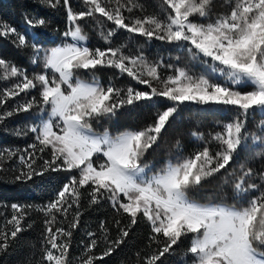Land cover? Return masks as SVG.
<instances>
[{
  "label": "snow or ice",
  "instance_id": "1",
  "mask_svg": "<svg viewBox=\"0 0 264 264\" xmlns=\"http://www.w3.org/2000/svg\"><path fill=\"white\" fill-rule=\"evenodd\" d=\"M38 2L50 8L61 4V0ZM81 2L85 10L75 12L70 0H62L68 27L64 41L50 49L30 44L33 38L27 32L21 34L0 23V37H15L17 48L30 46L32 63L42 62L44 70L29 76L0 59V82L5 83L0 88V124L20 113L41 114L39 123L27 129L34 134V143L20 154L8 149L0 152V172L7 170L3 161L18 157L21 168L14 176L16 181H31L49 171L70 174L54 197L37 209L45 219L42 255L35 264H95L118 248L129 228L141 219L149 225L150 235L146 255L136 254L138 264L141 259L142 264H158L182 237L190 238L185 255H191V264H264V189L248 182L253 176L251 168L241 165L233 180L237 194L259 191L246 205L202 204L188 195L204 180L226 171L250 136L259 145L257 154H264V137L246 131L250 116L259 112L264 117V0H226L229 11L215 19L211 15L214 0H160L158 13L142 17L124 14L137 8L143 11L136 0ZM97 15L104 18L101 23L113 26L100 32L109 45L105 49L88 46V36L79 23ZM25 20L32 28L45 25L40 18ZM121 30L146 42L174 44L206 71L194 74L186 67L126 55V45L112 46ZM161 68L172 71L163 76ZM100 69L114 70L113 78L126 75L150 91L121 88L112 80L102 83L97 75ZM33 90L35 95H31ZM161 97L171 102L163 109L154 102ZM142 102L155 110L153 122L145 128L116 135L107 129L94 130V121L111 119L122 108L139 107ZM185 104L227 109L233 118L207 140L193 132L203 141L202 147L187 156L178 154L175 162L168 160L153 171L143 158ZM259 127L264 132V118ZM176 147L179 149V141ZM85 194L92 205L108 201L121 218L112 221L117 229L115 239L102 221L100 236L89 232L83 252L71 260L69 249ZM11 209L10 218L0 225V253L24 231L29 214L19 204H12ZM100 243L104 251L98 256L94 250Z\"/></svg>",
  "mask_w": 264,
  "mask_h": 264
},
{
  "label": "trees",
  "instance_id": "2",
  "mask_svg": "<svg viewBox=\"0 0 264 264\" xmlns=\"http://www.w3.org/2000/svg\"><path fill=\"white\" fill-rule=\"evenodd\" d=\"M136 2L142 6L143 11L137 8L131 14L125 12L126 16L142 17L160 11V0H136ZM70 6L75 12L85 10L81 0H70ZM228 11L229 5L226 4V0H214L211 13L213 19ZM25 17L43 19L45 25L32 28L26 23ZM102 21L104 18L97 15L96 18L86 17L79 22L84 33L88 36L87 44L92 48L105 49L109 46L101 39L100 32L113 26L109 22L101 23ZM0 23H6L16 28L21 34L27 32V37L33 38L29 43H37L41 49H50L64 41L63 33L68 27L67 13L62 0L56 8L43 5L38 0H0ZM37 34H39L38 38ZM14 39L15 37H0V59L26 71L29 76L43 72L42 62L39 65L32 63L34 55L32 48L30 46L17 48L13 43ZM121 44L126 45L123 49L126 55H143L152 63L162 62L164 65L186 67L194 74L206 71L205 66L191 60L186 51L174 44L156 40L146 42L143 37L129 35L123 30L113 38L112 46ZM171 71L168 68L160 69L163 76L169 75ZM113 72L112 69H100L97 75L105 84L112 80L121 88L130 86L137 90L150 91L146 85L137 84L126 75H117L113 78ZM4 86L5 83L0 82V88ZM35 94L33 90L31 95ZM19 99L17 98V100ZM154 102L161 109L171 103L162 97L154 98ZM14 103L15 101L9 102L10 105H14ZM40 115L35 111L20 113L0 124V152L8 149L20 154L34 143V134L28 133L27 129L39 123ZM154 118L155 110L142 102L139 107L122 108L111 119L103 118L99 122L94 121L93 128L98 133L107 129L112 135H116L126 130H141L151 124ZM232 118V112L227 109L199 107L192 104L181 105L178 113L162 131L156 144L145 154L143 162L155 171L163 167L168 160L175 162L178 154L190 155L203 146V141L197 140L192 135L193 132L202 134L207 140L210 138V134L222 131L224 124ZM262 118L264 117L259 112L250 116L246 123V131L249 134L264 137V132L259 127ZM18 132L27 134L18 135ZM177 141L180 143L179 149L176 147ZM258 151L259 145H254L250 136L246 146L241 147L234 155L227 170H222L221 173L209 177L202 182L201 186L190 190L189 198L202 204L223 203L236 207L246 205L251 197L259 194V191H250L243 195L237 194L233 188V180L240 174L241 165H243L245 168H251L253 172V176L248 182L255 183L264 189V154L258 155ZM44 156L48 158L47 153ZM42 163V160H37L38 166ZM3 164L7 170L0 172V225H3L6 218H10L12 204L25 206L29 214L24 221V231L18 234L5 252L0 253V264H35L42 255L40 250L45 219L37 209L46 205L54 197L63 184L68 182L70 174L63 171H49L42 177H34L31 181L22 182L14 179L15 174L21 168L18 157L11 160L6 159ZM79 210L81 213L79 226L73 231L69 249L71 260L77 259L83 252L89 241L87 235L89 232L100 236L99 226L102 221L107 222V226L111 229L110 238L115 239L117 229L112 226V221L121 218L117 217L108 201L101 200L100 203L92 205L86 194L81 198ZM123 223L126 224L127 220L124 219ZM65 227H67L66 224ZM149 235V225L146 221L139 220L136 225L129 228V235L124 242L103 260H97L95 264H138L136 254L139 253L141 258L146 255ZM189 246L190 238L182 237L178 244L173 246V250L158 261V264H191V255H185ZM103 251L104 245L100 243L94 253L99 256ZM139 264H142V259Z\"/></svg>",
  "mask_w": 264,
  "mask_h": 264
}]
</instances>
